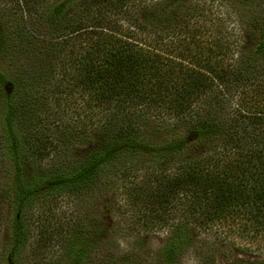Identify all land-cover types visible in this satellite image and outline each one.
<instances>
[{"label":"trees","instance_id":"16d2710c","mask_svg":"<svg viewBox=\"0 0 264 264\" xmlns=\"http://www.w3.org/2000/svg\"><path fill=\"white\" fill-rule=\"evenodd\" d=\"M40 1L31 32L0 30V57L34 41L59 53L49 92L60 110L84 103L105 136L76 162L46 166L47 136L26 130L23 79L0 64L8 249L27 241L29 208L48 187L135 177L141 163L152 168L140 194L147 220L174 219L165 264L193 244L191 222L208 230L233 220L264 234V0H234L243 4L240 37L206 0H60L47 12Z\"/></svg>","mask_w":264,"mask_h":264},{"label":"rangeland","instance_id":"374dc122","mask_svg":"<svg viewBox=\"0 0 264 264\" xmlns=\"http://www.w3.org/2000/svg\"><path fill=\"white\" fill-rule=\"evenodd\" d=\"M37 1L0 0V30L11 36L31 32ZM58 1L44 0L39 5L47 12ZM206 1L211 15L227 20L234 36L240 37L243 4ZM121 22L127 25L130 21L122 18ZM49 48L36 41L9 47L2 53L0 64L23 79L26 130L39 129L50 142V153L43 163L69 165L94 149L105 131L96 115L85 110L84 103H76L73 112L59 109L49 92L59 53H49ZM2 115L0 102V190L9 176L1 141ZM135 168V177L123 178L120 172L105 174L100 183L80 191L48 187V196L35 199L29 208L28 239L16 253L8 249L7 223L0 224V264H165L164 248L176 229L174 219L166 225L147 220L150 213L142 182L152 168L143 163ZM29 172L34 173L30 165ZM135 188L136 195L130 196L128 189ZM187 226L194 240L181 251L179 264H257L264 260L263 233L245 231L233 220L208 230L192 222Z\"/></svg>","mask_w":264,"mask_h":264}]
</instances>
